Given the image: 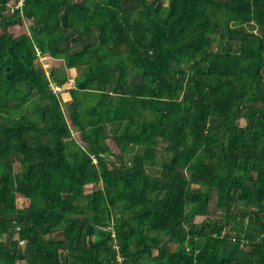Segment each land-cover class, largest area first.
I'll list each match as a JSON object with an SVG mask.
<instances>
[{"label": "trees", "instance_id": "16d2710c", "mask_svg": "<svg viewBox=\"0 0 264 264\" xmlns=\"http://www.w3.org/2000/svg\"><path fill=\"white\" fill-rule=\"evenodd\" d=\"M15 1L0 0V264H264V0Z\"/></svg>", "mask_w": 264, "mask_h": 264}, {"label": "rangeland", "instance_id": "374dc122", "mask_svg": "<svg viewBox=\"0 0 264 264\" xmlns=\"http://www.w3.org/2000/svg\"><path fill=\"white\" fill-rule=\"evenodd\" d=\"M29 26H30L29 24L25 25V29L22 28V26H20V25L12 26L11 30L14 31L17 34L21 33V32H24V31L30 32L31 29L29 28ZM40 64H42V66L47 70V68L49 67L48 58H44V57L40 58ZM69 71H70L69 82L73 85V83H74V77L73 76H74V74H76V71L74 69H70ZM60 88L57 87V89L54 90V91L57 92L60 100L62 101V106H63L65 112L68 115V111H69L68 110V106H69L70 98H69V95L65 94L64 92H63V94L62 93L59 94V91H60L59 89ZM81 96H82L83 100H85L87 103H92V102H94L96 100L97 93H95L94 91H84ZM242 123L245 124V120H243ZM165 124L167 125L168 129L171 128V123L166 121ZM112 151H113V154H115V156H110V161H111V163L113 162L115 165L118 166V165L121 164V161L117 157V154L119 152V148L117 147L116 144H112ZM129 156H130V154L126 155L125 160H127ZM14 169H15V171L20 170L19 164H15ZM88 187L89 188H87V190H89L91 188L90 185ZM22 203H23V199H18L17 200V204H18L19 207L22 206ZM238 210H241V207H240V209L238 208ZM245 214H247L245 209L240 211L239 217L241 218V222L245 221L244 220L246 218ZM74 216L75 217H81L79 214H75ZM205 217H207V216H205ZM199 218L203 219V216H200ZM111 222L113 224V220H111ZM146 234L149 235V236H157V235H159V231L158 230L146 231ZM113 236L115 237V234H113ZM96 238H98V236H96ZM21 246H22L23 249H25L27 245L21 243ZM156 254L157 253H155L154 255H149L147 252H145L144 257L141 259L139 264H155V262H156L155 260H159V257ZM228 255L231 256V257L238 256L239 255V250L237 248L231 246V247H229ZM21 262L24 263V264H28L29 261H27V259H26V261H21Z\"/></svg>", "mask_w": 264, "mask_h": 264}, {"label": "built area", "instance_id": "2783aa9c", "mask_svg": "<svg viewBox=\"0 0 264 264\" xmlns=\"http://www.w3.org/2000/svg\"><path fill=\"white\" fill-rule=\"evenodd\" d=\"M24 1H25V0H16L14 4H13V2H12V4H10V11H11L12 13H15L17 9L22 8V6H23V4H24ZM43 57H44V58H48V57L45 56V55H41L40 58H43ZM57 87L60 88L59 86H54L53 88L56 90ZM59 90H61V88H60ZM21 243H22V242H21ZM114 247H115L116 250H117V259H118L119 261L122 262V261L124 260V256L120 253V247H119L117 244H115Z\"/></svg>", "mask_w": 264, "mask_h": 264}, {"label": "water", "instance_id": "95a60500", "mask_svg": "<svg viewBox=\"0 0 264 264\" xmlns=\"http://www.w3.org/2000/svg\"><path fill=\"white\" fill-rule=\"evenodd\" d=\"M21 18H22V13L20 12V13H18V15L16 16V18L14 20L19 21V20H21ZM106 224H109V225L112 224L109 215H107Z\"/></svg>", "mask_w": 264, "mask_h": 264}]
</instances>
